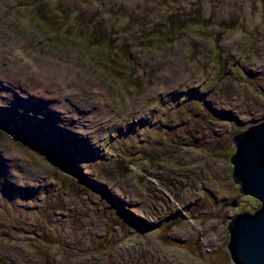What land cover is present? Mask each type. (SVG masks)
Segmentation results:
<instances>
[{
	"label": "rangeland",
	"instance_id": "1",
	"mask_svg": "<svg viewBox=\"0 0 264 264\" xmlns=\"http://www.w3.org/2000/svg\"><path fill=\"white\" fill-rule=\"evenodd\" d=\"M45 1L51 16L42 25L28 2L0 0V59L10 48L11 60L24 62L16 84L0 80V105L11 97L2 87L21 82L22 96H43L59 114L44 124L26 120L55 144V158L43 141L30 149L0 125V264H234L227 225L261 206L233 182L230 157L231 137L264 120V0ZM191 13L199 19L176 40L159 39V25L172 18L161 33L174 37ZM55 18L65 25L50 34ZM93 23L102 26L91 31ZM101 28L116 39L114 51L96 41ZM25 55L48 65L50 80L76 85L66 111L53 99L56 82L36 87ZM178 59L185 66L169 71ZM83 67L86 77L76 75ZM162 75L172 79L160 90ZM98 111L101 119L84 126L69 116ZM61 125L105 149L88 154ZM56 137L73 153L68 163ZM119 162L125 175L113 171Z\"/></svg>",
	"mask_w": 264,
	"mask_h": 264
},
{
	"label": "water",
	"instance_id": "2",
	"mask_svg": "<svg viewBox=\"0 0 264 264\" xmlns=\"http://www.w3.org/2000/svg\"><path fill=\"white\" fill-rule=\"evenodd\" d=\"M48 117L44 115L45 119ZM231 138L235 143L230 157L233 182L239 185L242 194L258 199L261 206L254 212L240 213L230 219L227 249L234 264H264V120ZM47 141L43 150L54 157L48 148L55 144ZM35 143L42 148L40 143Z\"/></svg>",
	"mask_w": 264,
	"mask_h": 264
},
{
	"label": "bare ground",
	"instance_id": "3",
	"mask_svg": "<svg viewBox=\"0 0 264 264\" xmlns=\"http://www.w3.org/2000/svg\"><path fill=\"white\" fill-rule=\"evenodd\" d=\"M10 39H11L10 37H7V41H9ZM18 47L21 48L20 50H22V49L24 50V48H26V45L25 44H21ZM21 54H22V52L21 53L18 52V59L19 60H21ZM26 58H28V56ZM29 60H30V62L32 63V65L34 67L33 70L35 72H37V74H39L44 80V83L38 84V85H36V87H40L42 89V87H45L46 85H50V84L56 82L55 83L56 86H55V90H54V94H53V99L56 100V103H55L56 105H58L61 108H65L64 98L62 97V94L66 95L67 92L63 91L62 84L65 85V86L70 85L71 87L76 86V85L73 82H70L69 80H58V81L57 80L56 81L50 80L49 77L47 76V73L49 71L48 65L43 64L41 62H37L34 57H30ZM8 61L9 60H7V59L6 60L0 59V80L4 79L7 82H12V83L16 84L17 79H19L20 77H24V75L17 74L16 72H18V73L22 72L23 68H22V66L19 63L15 64V63L8 62ZM13 66L16 68L15 70L12 69ZM171 66L172 67H168L169 71H174V70H177V69L181 70L185 66V62L182 63V60H179V59L178 60H174V61H172ZM195 66H196L195 64H190L187 67L189 69H191V68H194ZM83 69H84L83 71H79L78 73H76V75H79L81 77H86L87 68L83 67ZM179 70L177 71V74H175L176 76H178ZM64 71H67L69 74L74 75V64L67 65L65 63L63 72ZM59 75H60V73H59ZM171 79H172V77L171 78H167L166 76L162 75V76L159 77V79L156 78L157 86L159 87V89L160 88L161 89H166L165 87L167 86V84L169 83V81ZM9 89H11V88H9ZM23 92H24V90H23L22 84L20 82L18 87L14 88V89L12 88L11 91H10L11 98L14 101H16V102H13V101L10 100V101L7 102V104L11 105V106L12 105H20L21 107L24 108L25 103H37L39 101H42L43 103L47 102L46 98H41L40 96H38L36 94H28L29 97L22 96ZM142 101H143V99H142ZM6 106H3V107L5 108ZM50 114H51V116L59 117V114H58L57 111H53L52 110V111H50V113H48L49 116H50ZM69 116H70V118H75L76 114L75 113H70ZM96 119H101V113L100 112H97L96 115L92 116L89 119H85V121H87L89 124H91ZM13 125H16V124L13 123ZM76 126H78V125H76ZM85 126H86V124H85ZM79 131H80L79 129L76 130V132H79ZM83 135L89 137L90 140H91V137L88 136L87 134H83ZM83 135H81V136L84 137ZM104 137H106V135L105 136H101L100 138L103 139ZM56 138H58V137H56ZM93 139H96V138L93 137ZM94 145H95V142L91 141L90 148L88 149V151H85V152L90 153L91 149L93 147H95ZM107 151H108V149L105 150V152H107Z\"/></svg>",
	"mask_w": 264,
	"mask_h": 264
},
{
	"label": "trees",
	"instance_id": "4",
	"mask_svg": "<svg viewBox=\"0 0 264 264\" xmlns=\"http://www.w3.org/2000/svg\"><path fill=\"white\" fill-rule=\"evenodd\" d=\"M22 2H28V8H29V12H30V15H34L37 11V13L39 14V16L37 18H33L36 19L37 21V24H42V25H46L49 23V21H47L50 16H51V12L49 11V4L48 2H46L45 0H20ZM74 13H77V11H73ZM198 18V15H194V13H191V15H189L188 17V20H184L183 18L180 20V22L178 23V28L179 30H174V33L175 34H172V36L174 37H171L169 36V33L170 32H167L166 34H162L161 31H166L165 29H170L171 31V28H172V24H174V21L171 19L168 20V22L162 24L161 26L159 25V28L157 31L160 32V35H159V39H163V41H166L168 39H172V40H176V38H178V35L177 33H180L181 30L185 29L186 25L189 24L188 22L190 21H196ZM54 24L56 25V28L50 33V34H53L54 32H59L58 31V28H59V25L61 24V27H60V30L62 31V29L64 28V23L65 22H61V18H55V20H53ZM97 25H101V24H97ZM96 24H91L89 28H91V31H94V28L97 27ZM223 25V24H222ZM102 26V25H101ZM102 32L100 31H96V33L94 32V36L96 37V41H100L101 45H103L105 48H107L108 51H114L115 50V42H116V39H114V41H111V31L109 28H101ZM60 33V32H59ZM87 36H89L90 34L88 33V30H87ZM169 36V37H168ZM98 38V39H97ZM89 43H91V37L87 39ZM215 52L220 54V56L224 57V50L222 49V47L220 46H217L216 49H215ZM227 57L225 58V61L226 63L229 62L228 65H231L230 62L232 61V56L230 55L229 51H227L226 53ZM228 65H226V67L224 68L225 69V74H226V71H227V74L230 73L229 70H228ZM114 66H118L117 64H115ZM123 67V66H122ZM126 78V77H124ZM131 78H126L125 81H124V84L127 85L129 82H130ZM167 127V126H166ZM162 142L165 140L164 136H162V139H160ZM114 169V170H113ZM113 171H116L117 173H119L120 175H125L126 173V163L125 164H121V162L113 165ZM111 170V171H112ZM65 206H62L60 207L59 209L61 208H64Z\"/></svg>",
	"mask_w": 264,
	"mask_h": 264
}]
</instances>
